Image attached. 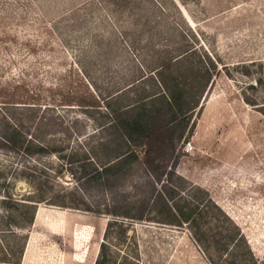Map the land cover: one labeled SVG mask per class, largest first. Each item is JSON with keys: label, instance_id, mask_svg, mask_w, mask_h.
Wrapping results in <instances>:
<instances>
[{"label": "rangeland", "instance_id": "374dc122", "mask_svg": "<svg viewBox=\"0 0 264 264\" xmlns=\"http://www.w3.org/2000/svg\"><path fill=\"white\" fill-rule=\"evenodd\" d=\"M262 62L264 0H0V132L21 121L50 149L0 146V226L31 216L15 200H42L23 264H94L106 206L149 197L169 178L191 198L212 197L264 258V114L245 99L264 101ZM157 74L201 94L184 137L153 141L151 157L142 152L110 182L82 177L84 164L122 150L112 123L144 90L163 88ZM157 168L161 183L149 171ZM123 219L128 233L113 227L110 264H214L186 224ZM220 223L231 226L223 215Z\"/></svg>", "mask_w": 264, "mask_h": 264}, {"label": "trees", "instance_id": "16d2710c", "mask_svg": "<svg viewBox=\"0 0 264 264\" xmlns=\"http://www.w3.org/2000/svg\"><path fill=\"white\" fill-rule=\"evenodd\" d=\"M157 77L163 88L154 92L144 90V93L132 103L121 106L122 119L118 118V121L115 120L112 123L120 133L122 150L117 156L103 164L96 161L99 165L96 163L92 170H88V164H84L82 177L87 180L106 178L110 182L113 177L127 174L132 170L134 165L142 159V152L147 158L151 157L153 141H158L161 145L172 144L177 130L181 131L178 138L184 137L186 117L196 109L195 104L198 101L196 99L201 94L188 91L182 86L183 82L174 80L175 83L170 84L163 77L160 78L158 74ZM203 77L207 81L205 85H208L213 77L211 68H207ZM256 81L257 85L262 84V88H264V62H262V78H257ZM254 86V84L250 85L252 88ZM245 99L249 104L260 107L264 114V101L259 102L257 98L249 97H245ZM194 101L196 102L194 103ZM23 125L21 121L16 122L11 118L7 119L5 128L0 132V146L26 153L50 150L42 142H32L31 138L27 137ZM105 127L106 124H104ZM34 146L35 148H33ZM149 171L155 183L163 181L164 172H161L159 168ZM173 173L175 170L172 167L170 171L166 172L167 175ZM170 181L171 178L168 179V182ZM168 182H163L159 188L154 185L149 197H125L121 202L106 206V214L112 218L106 226L100 251L94 264H110L109 239L111 233L115 231L113 227L119 225L120 229L117 231L120 235L128 233V225L124 221H120L123 218L140 221L150 220L172 225H188L196 241L214 264H264V258H258L254 254L240 228L212 200V197L209 196L205 200L206 202H204V198L202 200L193 196L191 198L187 192L171 182L168 184ZM193 187H195L194 184L190 186V188ZM197 189L200 190L201 188L197 187ZM204 192L208 194V191L205 190ZM15 199L14 196H10V201ZM30 200H15L21 206L31 209L29 218L23 216V223L25 224H18L17 228H10L9 224L4 222L2 224L4 226H0V264H23V256L28 242L26 229L33 225L38 201H42L41 199ZM89 210L102 213L99 208L97 210L89 208ZM28 212L30 213V211ZM221 215L231 226L223 227L220 223ZM7 217L11 218V215H5V220L8 219ZM6 237L10 238L11 241L14 240V242L11 244V241L6 240ZM225 254L226 257L222 258ZM229 255L233 258L231 261L227 257Z\"/></svg>", "mask_w": 264, "mask_h": 264}]
</instances>
